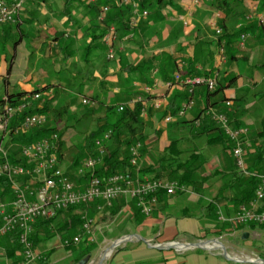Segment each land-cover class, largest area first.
<instances>
[{"label": "rangeland", "instance_id": "rangeland-1", "mask_svg": "<svg viewBox=\"0 0 264 264\" xmlns=\"http://www.w3.org/2000/svg\"><path fill=\"white\" fill-rule=\"evenodd\" d=\"M93 1L26 0L16 21L9 25L0 26V66L3 69L1 72L5 75L7 70L11 74L8 85L0 81V99L6 95V91L9 94L23 92L24 89L27 92H33L41 89L45 85L55 84L46 90L45 93H42L40 101L37 102V108H41L47 99H52L55 96V89L58 88L56 84L64 83L65 92L58 94L57 98H53L49 107L58 110L64 105L68 104L69 106V110L64 115V118L56 120L54 123L58 129L64 126H70H68L69 129L62 137L64 143L62 167L66 172L71 170V164L74 158L82 152L87 135L96 129L97 121L103 116V109L97 103H93L89 97L97 95V98L103 100V102H114L116 98V101L118 100L120 103H127L131 95L142 96L146 93L144 90L137 88L141 76L136 74L127 77L123 69L128 64L136 65L143 57L153 54L160 62L166 60L165 64L167 68L165 67L166 69L164 70L170 71L169 58H172L171 49H176L174 51L179 49L176 46L183 41V34L180 31L182 27H189L191 25L196 29L199 38L203 36V39L198 40L195 44L196 59L191 64L196 62V60L200 63L203 61L211 63L213 62L212 57L213 55L215 56V53L213 50L205 48V44L210 40L211 36L215 35L213 32L214 29L212 28L215 24L211 23V30L208 27V23L212 20V12L214 10L221 11L229 16L228 21L235 31L247 27L254 17L248 14L246 21H236L230 16L231 14L229 15L233 7L237 5L236 3L242 2L243 0H162V4L158 7L155 6L154 0H146L151 5L148 10L141 9L138 0H130L135 10V18L131 20L132 25L135 27L137 24L140 28L139 30H134L130 34L131 37L123 36L122 41L119 44H115L113 50L114 58L108 59L107 53L101 44V36L105 31L95 26L93 22H90L91 13L87 12L85 8L87 3ZM123 1L127 4L130 2L129 0ZM260 1L263 4L261 11H264V0ZM25 10L26 12H24ZM250 10L255 12L254 8ZM143 12H146L147 15H142ZM179 14H182L181 18H177ZM21 15H23L22 20L20 18ZM106 15L107 11H104L100 16V20ZM201 30L203 35H201ZM58 31L63 36L55 43L49 42V38ZM164 31L168 33V36L165 38H163ZM106 32L109 33L110 28ZM255 52H259L257 48ZM161 63L163 64V62ZM227 66L226 64L224 69L225 67L226 69L229 68ZM228 73L229 70L227 74L220 73L218 81L221 84L227 81ZM144 75L146 78H149L147 74ZM67 80L70 82V85H67ZM162 85L165 88L168 86L167 83H161L159 68H157V71H152V84L148 87L151 91L155 92ZM249 86L247 85L245 88L237 91V95H243L242 98L246 102H242V106L238 105L240 108L238 111L243 116V121L240 122L242 123L241 125L248 130L247 142L250 141V146L244 149V172L248 170L251 164L252 157L250 153L256 145L263 143L258 137V132L261 131V120L264 116V97L260 98V100L256 99L253 92L248 89ZM168 87L171 88L170 86ZM201 91L203 94L206 92L204 88L199 90V92ZM259 92L261 90L256 91L255 94ZM177 93L180 94L182 92L177 90ZM171 97L170 94L165 98H157L155 105H159V108L156 109L153 107L150 116L148 115L147 117L146 114L141 117L145 128L144 134L147 138L145 144L150 150L146 155L150 159V162H147L143 158L138 161V166L141 168L145 169L149 164L152 165L155 163L164 147L169 143L168 138L171 125L178 120L171 119L169 122H165V119H159ZM82 99H86L88 103L83 105L81 103ZM216 99H219V96ZM213 100L215 99L210 98L208 105ZM254 101L258 103L254 105ZM193 103L192 111L186 116L189 119L194 118L203 107L202 101L199 102L195 98ZM179 104H181L180 101ZM230 107L231 109L234 107L232 101ZM84 114L88 115L87 118H82ZM45 117L47 123H53L51 114ZM4 141L2 147L7 149L12 144L9 149L17 152L16 156L20 158L19 146L13 144L11 141L9 142L7 138ZM195 145L204 152L206 158V163L197 171L195 179L210 177L214 171L234 169L229 153L216 154L215 150L206 148L205 142L201 140H196ZM57 146L59 148V144ZM190 146L191 143H188L181 147L189 148ZM235 171L239 172L237 170ZM209 185L210 188L200 190L202 196L201 194L197 195L191 192L189 189L184 194L177 195L178 193H176L172 195L169 199L172 200V206L174 205L176 209H173L171 206L169 209L171 212H167L169 215L167 214L166 218H174L178 219V221H182V219L196 221L197 223L200 222L203 226L212 225V228L204 229L206 231L204 233L205 236L209 235L205 241L220 239L227 257H224L219 250L210 251L218 257L210 258L209 255L206 256L208 264H250L245 262L246 258L244 257L247 256L259 257L264 261L263 231L258 232L259 236L254 237L252 235L248 241H244L240 238L239 232L231 231L227 233L228 228L226 229V227L217 223L216 211L213 210L210 215L205 209L207 200L214 199L217 192L219 190L221 191V183L216 178H209V181L204 186L208 187ZM219 194L228 198L232 196L229 191L225 193L222 191ZM190 197H194L195 202H192ZM204 198L206 199L204 200ZM118 200L120 202L117 206H120V208L124 207V203H126L127 212H121L122 214L115 212L116 214L111 217L112 214L110 215L108 213L111 208H106L101 211L102 219L109 221L110 225L107 224L105 227L95 230L94 242L89 243L92 244L90 246L85 245L80 239L76 246L68 247L69 249L64 248L62 246L61 235L57 231L60 223L55 222L49 235H46V239L36 247L35 251L39 255V258L33 264H99L101 253L104 250H107L106 254L109 253V255L104 259L102 264H150L159 261V259L152 258L151 260L144 261V254L147 251L145 246L153 248V246L169 243L188 244L177 241L165 244H160L155 240L147 241L148 239L154 238L160 230L159 227L150 225L147 220L154 210L150 216L146 217L143 215L144 217H140L136 221L132 216L133 209L130 201L125 198ZM219 201L220 205L222 200ZM177 207L179 208L177 209ZM91 212H88V214ZM203 214L204 216H202ZM107 215L111 218L108 219ZM91 228H96V224L93 223ZM215 230H222V233L215 236L217 233H212ZM71 232L70 236L74 234V231ZM123 234L126 235L122 236ZM212 234L214 236H211ZM123 237H126L127 241L122 242L118 247L110 250L111 245L122 240ZM140 239H143L146 243L141 242ZM57 244L59 247H57ZM86 246L88 247L86 251L89 252V256L84 258L83 262L79 263L77 259L83 253ZM185 251L187 250L177 251V253H182L179 256L174 254V250L164 252L152 251L151 254L152 256L164 257V259L167 257L166 262L168 264H200L197 262V259L193 260L195 256L192 254L202 255L201 253H205L199 250ZM234 255L236 257H233ZM3 257H0V264L3 261ZM10 264H13V261Z\"/></svg>", "mask_w": 264, "mask_h": 264}, {"label": "trees", "instance_id": "trees-1", "mask_svg": "<svg viewBox=\"0 0 264 264\" xmlns=\"http://www.w3.org/2000/svg\"><path fill=\"white\" fill-rule=\"evenodd\" d=\"M126 1V0H125ZM130 1V0H129ZM155 6L158 7L162 4V0H154ZM128 2V1H127ZM139 7L141 9L150 8V4L146 2V0H138ZM107 9V15L100 20V16L103 13V9ZM87 9L91 13L90 16V22H93L95 26L98 28H101V30L105 31L103 32V35L101 36V44L103 45L106 53H107V46L104 43V38L108 34L106 31L109 30V28L113 29L115 32V40L113 42V45L119 44L123 36H130L134 30H139V25L136 24L132 25L131 20L135 18L134 16V9L132 7L131 1L129 4L124 3L123 0H94L91 4L88 3ZM12 24V23H10ZM9 25V24H3ZM1 26V25H0ZM100 30V29H99ZM247 31V28H240L237 31H235V34H224L220 40H226V46L227 51L228 47L231 43L230 40H233L235 37L238 39L241 34H245ZM105 35V36H104ZM63 34L57 32L55 33L51 38H49V42H57ZM219 40V41H220ZM146 56V55H144ZM231 60H234V56H230ZM166 61V60H165ZM165 61L163 64L159 61L158 58L155 57V55L150 54L149 56L143 57L142 60L134 65V64H128L123 70L126 73L127 77H130L132 75L138 74L141 76V80L137 84V88L139 90H144L145 88H149L152 84V71H157V68H159V77L161 81L165 83H169L171 86H174L173 78L170 76L175 72L177 67V63L172 59L169 58L170 63V71H165L164 69L167 68ZM166 67V68H165ZM7 76H9L10 72L7 71ZM144 74H147L149 78H146ZM184 78L187 77H195L199 76V73L194 71L192 69V66L187 68ZM75 77V76H73ZM174 77V76H173ZM236 78H230L225 83H220L218 81L216 88L213 91H206L204 94L201 93L200 98L203 99V107L199 111V113L191 120L185 121L179 119L178 111L181 108L182 104H185L190 98H193V96L189 95L184 90V93H177L175 92L172 94L170 101L164 107L163 114L161 115L159 120H164L166 117L170 116L172 119L178 120L175 121L174 124L171 125V129L169 132V143L167 146L164 147V149L161 152V155L157 158L155 163L152 165H148L145 169L141 168L138 173L144 175V177L148 176L151 180H165L169 182H176L180 187H184L186 190L189 189L191 192H194L195 194H201L200 190H206L210 188V185L206 188H203L205 183L209 181V178H216L221 183V191L219 192H231V197H223L222 195L217 192V194L214 196V199H208L209 201L206 204L205 209L208 211V213L211 215L212 211H216V219L217 223L219 225H222L226 227L227 233H230L231 231L237 232L245 227H237L234 228L228 223H223L219 221V214H221L223 217L229 218L228 212L223 213V211L219 210V207L217 206V200H226L228 202H231L232 205L236 208L240 205L247 204L250 202L254 197V192L259 184V177L264 174V116L261 120V131L258 132V137L263 141V143L260 145H256L254 147V150L250 153V156L252 157L251 164L248 167V170L246 172L239 171L234 163V169L239 171L236 172L233 168L229 169L227 171H214L210 177H203L199 179H195L197 171L206 163V158L204 156V152L201 151V149H198L195 145L196 140H201L205 142L206 148L210 150H215L216 154H226L229 153L230 158L231 151L234 148V143L231 142L223 133L222 129L219 127V125L212 119V112L217 114H223L228 119V123L233 129H240L245 128L242 127L239 117L242 116L241 114H237L238 110L240 109L239 106H242L243 104L240 99L238 100H231L224 96V90L231 86L233 81ZM9 78L4 77L2 79V82L8 85ZM235 82V81H234ZM230 84V85H229ZM55 84H49L45 85L41 89L35 90L33 92H16V93H8L6 91V95L0 99V112L5 106L14 107L16 106L21 99L32 93H40L42 96V93H45L46 90H48L50 87L54 86ZM67 85H70V82L67 80ZM56 86L58 88L55 89L54 97L57 98L58 94H62L65 92L64 90V83H57ZM180 88H183L179 86ZM166 90H170L169 87L166 86ZM145 93V92H144ZM115 94V93H114ZM113 94V96H114ZM133 94V93H131ZM83 96L86 97L85 94ZM116 96V95H115ZM136 96V97H135ZM219 96V99H216ZM261 96H264V92H259L255 95L257 99L259 100L262 98ZM97 95H94L93 97H89L90 100L93 103H97V105L103 109V116L99 118L97 121L96 129L93 132H90L89 135H87V138L84 141V145L82 147V152L77 155L72 164H71V170L67 171L66 173L68 176L77 183L84 184L87 181V178L89 176L88 173H84L82 176H78L75 174V171L82 166L83 162L88 159L89 157L93 156L96 151L95 147V141L99 139L104 133L110 131L111 136L108 142L105 145V154L102 158V164L98 166L94 174L98 178H106L108 176H111L113 174L118 173H136V169L139 167L132 166L130 164V148L133 146H136L137 144L140 145V148L138 150L139 154V160L147 155L149 152V147L145 144L147 141L146 135L144 134V125L141 120L142 115H151L152 109H153V103H150V100H156L157 98H153L150 93H145L144 95H131L130 99H139L138 101H135L134 104L131 106L127 103H120L118 100L114 102H103V100H99L97 98ZM52 99H47L43 107L37 108V102L40 101H26L25 104L28 105L27 109L23 110L22 114L14 118L10 123V128H14L17 126L20 122V120L27 116V115H52L53 123H46L43 127H39L36 129H33L31 132L27 134H21V135H11L9 137L10 141L13 144H16L17 146L22 147L23 145L29 144L35 140H39L43 137L50 136L53 133H56L58 135V144L59 148L57 150L58 159L60 163L62 162V154L64 149V143L62 141L63 135L66 133V131L69 129L68 126H64L61 129H58L55 127L54 123L56 120H61L64 118V115L66 112H68V104L64 105L58 110L51 109L49 105L52 103ZM210 98L215 99L213 102L208 105V100ZM83 100V99H82ZM179 101L181 104L179 105ZM231 101L234 103V107H230ZM122 102V101H121ZM229 103V106H226V103ZM82 103V101H81ZM88 103V102H87ZM237 103V106H236ZM118 105H123V110L121 112H118ZM239 105V106H238ZM232 106V105H231ZM88 115L84 114L82 118H87ZM102 122V123H101ZM248 131V130H247ZM244 138V137H243ZM246 140L248 138L245 137ZM249 140V139H248ZM111 143H113L111 145ZM188 143H191V146L189 148L181 147L182 145H186ZM250 143V141H249ZM250 146V145H249ZM247 148V147H245ZM244 148V149H245ZM17 152H13L12 155L8 156V159L11 163L14 164H21L23 163L22 159L17 158L16 156ZM138 160V161H139ZM71 172V173H70ZM0 186L6 188L5 194H8V184L7 181L4 179H0ZM184 192H177V195L184 194ZM3 194L2 196H4ZM176 195V196H177ZM157 204L160 202H164L171 198V196L167 195L164 191H159L157 194ZM118 201V200H116ZM115 202H113V206L115 208ZM130 205L133 209V219L137 221L140 217H144L140 210L134 205V202L130 201ZM111 208L109 211V214L111 216L115 215L117 211H119L120 206L116 207L117 209ZM89 209H91L89 211ZM87 210V212H91L88 214V216H93L94 214L98 213L95 209V205H90L87 207H78V208H70L67 211L59 212L54 219L46 220V221H39L36 223L34 227V232L32 234V244L34 249L39 244V232H43L44 235H49L55 220L59 218L60 220V226L57 228V231L61 235V239L63 240H71L74 235H80L82 237V241L85 245H92L87 242L84 230H83V220L82 216L84 211ZM264 210V205H263ZM95 211V212H94ZM235 211V212H236ZM214 214V215H215ZM247 227H255L254 225H250ZM71 231H74V234L70 236ZM217 233L215 235H220L222 233V230H215L212 231V233ZM9 245L8 253L9 255L14 258L13 264L18 260L16 256H14V253L19 252L20 247L17 243V240L14 235L9 236L5 238ZM142 242V241H141ZM83 250V253L79 256L77 259V262H83L84 258L89 256V252L86 250L88 247ZM73 247V246H69ZM69 249L68 247H65ZM16 258V259H15ZM111 264V263H108Z\"/></svg>", "mask_w": 264, "mask_h": 264}, {"label": "built area", "instance_id": "built-area-1", "mask_svg": "<svg viewBox=\"0 0 264 264\" xmlns=\"http://www.w3.org/2000/svg\"><path fill=\"white\" fill-rule=\"evenodd\" d=\"M26 0H0V25L14 23L19 17L20 12ZM93 1V0H92ZM136 8V7H134ZM107 11L106 8L103 12ZM135 13V10H134ZM146 16L147 13L143 12ZM261 19L260 23H263ZM217 34L220 30L216 31ZM248 34H241L238 40V46L242 49ZM115 32H110L105 36L104 43L107 46V57L113 59V50L115 46ZM218 73L212 77L195 76L182 79L179 73H175L173 83L186 89L191 96L196 88H204L206 91H213L217 86ZM170 87L169 83L167 84ZM167 86V87H168ZM148 93L150 90L145 88ZM41 98L40 93H32L24 96L14 107L5 106L0 112V179L7 181L8 187L0 186V240L14 235L20 247L18 260L14 264H33L39 258L32 244V234L34 227L39 221L51 220L59 212L67 211L70 208L89 207L95 205L97 212L106 208H111L113 202L120 198L134 202V205L140 210V213L146 217L150 216L157 204L156 194L159 191L166 192L172 196L177 192H184L186 189L180 187L176 182L165 180H151L149 178L139 177L138 168L136 173L129 172L118 173L106 178L95 176V169L102 164V158L105 154V145L110 139L111 132L104 133L95 141V154L86 159L75 174L78 176L88 173L87 181L77 183L73 181L60 163L57 154L58 135L56 133L50 136L35 140L29 144L20 147L21 164L11 163L8 159L13 151L2 147L5 138L9 139L11 135L17 136L27 134L33 129L43 127L46 123L44 115H27L23 117L19 124L10 128L11 121L22 114L27 109L26 101H36ZM139 99H130L129 105H133ZM82 104H87L83 99ZM153 107L159 108V105ZM193 98H190L181 106L178 111V117H183L185 113L193 107ZM229 106V103H226ZM123 105H118V112L123 110ZM212 119L222 129L224 135L234 144L231 156L235 166L239 171H244V148L249 146L246 140L247 129H233L228 123V119L223 114L211 113ZM170 116L165 118L169 122ZM244 137V138H243ZM140 145L137 144L130 148V164L138 165ZM12 151V152H11ZM5 194L4 196H2ZM264 174L259 177L253 199L247 204L240 205L232 217L226 218L219 214V221L230 224L232 227H247L254 225L264 227ZM83 230L88 243L94 242V232L92 219H88L87 213L82 216ZM82 237L74 236L71 240H63L62 246H76ZM220 239L213 240L208 245L210 251H221ZM233 257H236L234 255ZM247 263L264 264L263 260L254 257H244Z\"/></svg>", "mask_w": 264, "mask_h": 264}, {"label": "crops", "instance_id": "crops-1", "mask_svg": "<svg viewBox=\"0 0 264 264\" xmlns=\"http://www.w3.org/2000/svg\"><path fill=\"white\" fill-rule=\"evenodd\" d=\"M89 3L91 4L92 2H89ZM239 3H236L237 5L234 6L233 10H231V13H229V15L231 14L230 16H232L233 19H235L236 21H239V20L246 21L247 20L246 16L248 14H251L252 16H254L252 21H250L246 27L247 28L246 34H248V38L245 41L244 48L241 49L238 46L239 38L237 39L235 37L233 40H230L231 43H230V45L228 47V51H227L226 40H223V39L220 40V38L226 33L231 34L232 32H234V34H235V29L232 28L230 22L228 21L229 16L225 15L221 11H215L214 10V12H212V16H211L212 20L210 23H208V27L210 28V30L212 28L214 29V31L213 30L212 31L214 32L215 35L210 37V40L207 42L208 44L207 43L205 44L206 45L205 48H207L208 50H213V52L215 53V56L213 55V57H212L213 62L207 63L206 61H203L200 63L199 61L196 60V62L191 64V62L194 61V59H196V57H195L196 56L195 44L197 43L198 40H202L203 36H200V38H199V35L196 33V29H194V27L192 25L189 27H187V26L182 27L180 33L183 34V41H181L180 44L176 46V47H179V49L177 51H174L176 49H173V48L171 49L172 59L177 63L176 70H174L175 72L170 76L171 78H173L175 73H179L180 77L182 79H184V77H185L184 74H185L187 68L190 67V65H191L192 69L199 73V76L211 77L215 73H218V77H217V82H218L220 73L223 72L224 74L225 73L227 74V71L229 70L227 80L230 78H233V77L236 79L234 80L235 82L233 81L231 86H228L224 90V96L226 98L231 99V100L240 99L242 102L246 103L245 99L242 98L243 95L242 96L237 95V93H238L237 91L245 88L247 85L248 86L250 85L248 87V89L251 90V92H253L254 95H256L255 92L258 90H261L262 92H264V22L260 23L261 19H264V11H261V6L263 4L260 0H243L242 2H239ZM87 5H88V3H87ZM85 8H86L87 12H89V10L87 9V6ZM251 8H254L255 12H252L250 10ZM24 12H26V10ZM25 16H24V18H25ZM181 17H182V14H179V16L177 18H181ZM20 18L22 20L23 15H21ZM211 23L215 24L214 27H212V28H211ZM199 28H200V26H199ZM216 29H219L221 34H219V35L216 34V31H217ZM58 32H60V31H58ZM197 32H198V30H197ZM201 32H202V30H201ZM201 35H203V32ZM166 36H168V33H166V31H164L163 38H165ZM256 48L259 52H255ZM216 53H217V55H216ZM231 55L235 57L234 60H231V57H230ZM226 64L228 65L227 67H229V68L226 69V67H225V69H224V66ZM2 70H3L2 66H0V72ZM6 73H7V70H6ZM4 77L11 78V74H9V76H7L6 74L5 75L2 74V72H1L0 81H2V79ZM160 81H161V79H160ZM225 82H223V83H225ZM161 83H165V82L161 81ZM201 89L202 88H196L194 90L193 101L195 98V99L199 100V102L200 101L203 102L202 98L198 99L202 93V91L199 92V90H201ZM149 90H150V88H149ZM177 90L184 93L185 89L174 85L173 87L170 88V90H166V88L162 85V87H159L155 92L150 90L149 93L151 94V96L153 98L155 97V98L159 99L160 97L165 98V97L169 96L170 94L172 95L175 92H177ZM23 92L28 93L26 89H24ZM261 97H264V96H261ZM255 98L257 99V97H255ZM154 101H156V100H153V101L150 100V103L154 102ZM257 103L258 102L254 101V105ZM250 106H252V105L250 104ZM192 109H193V107L190 110H188L183 117H180L179 119L185 120V121H189V120L193 119V118L189 119L188 117H186L187 114L192 111ZM237 114H239V111L237 112ZM241 117H242V119H241ZM239 121L240 122L243 121V116L239 117ZM242 127H244V126L242 125ZM8 141L10 142L9 139H8ZM148 151H150V150H148ZM143 159L144 160L146 159L147 162H150L149 161L150 159L146 156L143 157ZM231 161H232V165H234L233 159H231ZM140 169H141V167L139 166L137 170L139 171ZM224 171H227V170H224ZM139 177L148 178V176L144 177V175H142V174H139ZM204 188H206V186H204ZM191 196H193V195H191ZM190 199L192 200V202H195L194 197H190ZM205 199L206 198H204V200ZM219 200H217V201H219ZM208 201L209 200H207V202ZM119 202H120L119 200L116 201L115 208L113 205L111 208L116 209V207H118L117 205L119 204ZM219 202H217V204H218L217 206L219 207V210L223 211V213H224V211L228 212L229 216H231V217L235 214L236 208L232 205L231 202H228L226 200H222L220 203V205H222V206L219 205ZM125 204L126 203H124V207L120 208L119 211H117V213L122 214L121 212H124V213L127 212V207H126L127 205L125 206ZM171 206H172V200H170V199H168L164 202L162 201L156 205L152 215L147 220L149 221L150 225H153L154 227H159L160 230L158 231V234H156V236H154V238L148 239L147 241L155 240L156 242H159L160 244H165V243L175 242V241L181 242V243H193V242L196 243V242L205 241V239L209 235L205 236L204 233L206 231L204 229H210V228H212V225H210V226L204 225L203 226L200 222L197 223L196 221H188L185 219H182V221H178V219L166 218L167 214L169 215V213H167V212H171L169 210L171 208ZM172 207H173V209H176L174 205ZM178 208L179 207H177V209ZM90 210L91 209H89V211ZM110 210L111 209H109V211ZM84 213H87V217H90V219H93L94 224H96V228H93L94 233H95L96 229H100L101 227H105V225H107V224L110 225L109 221H104V219H102V216H101L102 214L100 212L94 214L93 216H88L87 210H85ZM84 213H83V215H84ZM119 214H117V215H119ZM202 216H204V214ZM107 217L109 219L112 216L109 217V215H107ZM55 222L60 223L59 218H57L55 220ZM209 231L211 232V230H209ZM259 231L264 232V227H256V226L253 228L252 227H245L244 229L237 231V232L240 233L241 239L246 234L247 238L242 239V240L248 241L252 235L254 237L259 236V233H258ZM125 235L126 234H123L122 236H125ZM74 236H76V235H74ZM211 236H214V235L212 234ZM38 238H39V243L43 242L46 239V235H44L43 232H39ZM102 244H103V242H102ZM57 247H59L58 244H57ZM145 247L147 248L146 249L147 251H146V254H144V256H145L144 261H148L149 259L151 260L152 258H155L156 260L159 259V261H156V262H153L150 264H168L166 262L168 259L167 257H165V259H164V257L152 256V254H151L152 251L164 252L167 250H157V249H154L151 247H147V246H145ZM8 250H9V245H8L7 241L5 239H1L0 240V257L4 256L2 258L3 261L1 262V264H10L14 260V258H12L9 255ZM49 250H52V249H49ZM125 250H126V247H125ZM189 251H197V249L187 250L185 252H189ZM199 251H204L205 253H201L202 255H197V254H192V255L195 256V257H193L194 258L193 260L197 259V262H199L200 264H208L207 260H206V258H207L206 256H208V255L210 256V258L218 257L217 255L211 253L210 251H205V250H199ZM174 252H175L174 254L176 256H179V254H182V253H177V251H174ZM253 254H255V253H253ZM14 256H16L18 258V252L17 251H16V253H14ZM164 256H166V255H164ZM258 259H260V258L258 257ZM172 264H175V263H172Z\"/></svg>", "mask_w": 264, "mask_h": 264}, {"label": "water", "instance_id": "water-1", "mask_svg": "<svg viewBox=\"0 0 264 264\" xmlns=\"http://www.w3.org/2000/svg\"><path fill=\"white\" fill-rule=\"evenodd\" d=\"M247 235L245 234L242 239H246ZM127 239L126 237H123L122 240H119L115 243H113L110 247V250H113L114 248L118 247L122 242H126ZM140 241L146 243V241H144L143 239H140ZM213 240H209V241H201V242H197V243H188V244H180V243H169V244H165V245H157V246H153L154 249L157 250H174V251H180V250H205V251H210V249L207 247V245H209L210 243H212ZM181 247V248H179ZM221 252L222 255L224 257H227L226 255V251L224 249V247L221 248ZM107 253V250H104L101 253V260L99 262V264H102V262L104 261L105 254ZM87 260V259H86ZM85 260V261H86ZM231 260V259H230ZM82 264V263H81Z\"/></svg>", "mask_w": 264, "mask_h": 264}, {"label": "bare ground", "instance_id": "bare-ground-1", "mask_svg": "<svg viewBox=\"0 0 264 264\" xmlns=\"http://www.w3.org/2000/svg\"><path fill=\"white\" fill-rule=\"evenodd\" d=\"M207 247H208V245H207ZM179 248H181V247H179ZM209 248V247H208ZM108 255H109V253L108 254H105V257H108Z\"/></svg>", "mask_w": 264, "mask_h": 264}]
</instances>
